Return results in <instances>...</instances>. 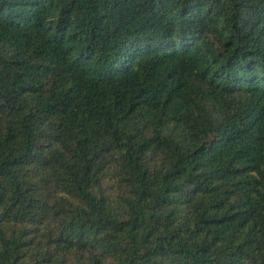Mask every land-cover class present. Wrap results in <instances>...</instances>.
<instances>
[{"label": "trees", "instance_id": "16d2710c", "mask_svg": "<svg viewBox=\"0 0 264 264\" xmlns=\"http://www.w3.org/2000/svg\"><path fill=\"white\" fill-rule=\"evenodd\" d=\"M0 264H264V0H0Z\"/></svg>", "mask_w": 264, "mask_h": 264}]
</instances>
